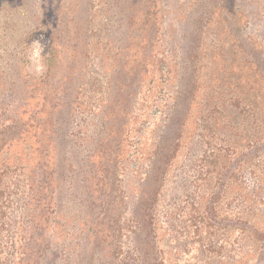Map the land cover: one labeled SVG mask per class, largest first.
I'll return each mask as SVG.
<instances>
[{"label":"rangeland","instance_id":"374dc122","mask_svg":"<svg viewBox=\"0 0 264 264\" xmlns=\"http://www.w3.org/2000/svg\"><path fill=\"white\" fill-rule=\"evenodd\" d=\"M148 197L161 264H264V0H0V264H141Z\"/></svg>","mask_w":264,"mask_h":264},{"label":"trees","instance_id":"16d2710c","mask_svg":"<svg viewBox=\"0 0 264 264\" xmlns=\"http://www.w3.org/2000/svg\"><path fill=\"white\" fill-rule=\"evenodd\" d=\"M154 201L155 199L151 197L144 199V201L141 203V205L144 207V211L137 214L135 218L134 228L136 229V231H139L144 235L142 239L143 261L141 262V264H161L157 257L154 256L156 255V251L154 252V249L156 247L154 241L155 217L152 211V203Z\"/></svg>","mask_w":264,"mask_h":264},{"label":"clouds","instance_id":"9594fccd","mask_svg":"<svg viewBox=\"0 0 264 264\" xmlns=\"http://www.w3.org/2000/svg\"><path fill=\"white\" fill-rule=\"evenodd\" d=\"M34 55H36L37 57L39 56V53H38V51L36 52V53H34Z\"/></svg>","mask_w":264,"mask_h":264}]
</instances>
